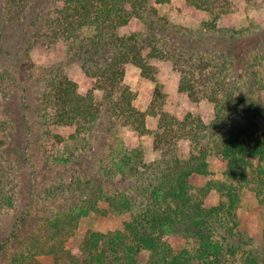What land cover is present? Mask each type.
I'll use <instances>...</instances> for the list:
<instances>
[{
    "label": "trees",
    "instance_id": "16d2710c",
    "mask_svg": "<svg viewBox=\"0 0 264 264\" xmlns=\"http://www.w3.org/2000/svg\"><path fill=\"white\" fill-rule=\"evenodd\" d=\"M170 1L61 0L45 14H36L40 0H3L0 4L1 30L29 21L35 28L29 30L31 36L62 40L67 54L94 78L92 87L81 93L78 82L60 67L38 68L46 77L39 105L45 123L73 129L68 137L55 135L68 149V156L59 160H78L85 150L106 148L97 163H91L89 170L77 169L78 174L64 186V192L75 199L43 209L6 264H47L43 258H51V264H224L228 255H240L241 264H264V248H244L249 240L238 229L237 214L243 189L254 191L264 202L260 124L264 99L259 90L263 85L253 68L264 62V36L263 45L253 52H237L233 46L212 53L202 48L203 37L209 33H219L233 43L257 33L252 27L218 25L231 9V0H185L211 13L213 20L203 22L196 31L175 25L172 39L159 36L154 30L158 22L155 4ZM133 18L146 25L145 31L120 33ZM152 58L173 61L180 73V92L215 104L211 122L192 112L179 117L165 109L166 93ZM128 64L155 83L147 109L136 105L137 94L125 82ZM148 116L157 119L154 129L148 127ZM3 124L0 133L8 128ZM120 125L131 126L141 137L152 135L160 156L145 162L142 146L131 149L119 136ZM184 140L190 142L189 155L181 151ZM9 145L10 140L0 134V148ZM210 155L226 162L224 178L196 187L192 177L210 173ZM24 180L22 170L1 150L0 221L17 209ZM212 189L226 198L209 206L205 196ZM27 211V216L32 215V203ZM91 212L128 213L130 219L123 228L88 231L74 251L67 243L81 218ZM20 222L13 229L16 238L23 231ZM171 235L186 242L175 248L169 241ZM143 252H148L146 261Z\"/></svg>",
    "mask_w": 264,
    "mask_h": 264
},
{
    "label": "rangeland",
    "instance_id": "374dc122",
    "mask_svg": "<svg viewBox=\"0 0 264 264\" xmlns=\"http://www.w3.org/2000/svg\"><path fill=\"white\" fill-rule=\"evenodd\" d=\"M156 1V0H152ZM3 0H0V4ZM231 9L218 20L220 27L247 28L252 27L257 33L244 35L242 41H230L219 33H209L203 37L202 48L221 52L233 46L237 52L254 50L263 45L264 36V0H231ZM61 4V0H40L36 14H45ZM158 16L155 33L166 35L169 39L174 36L175 25L191 27L195 31L202 27L203 22L213 20L208 11L197 9L185 0H171L169 3H156ZM25 19L18 25H5L0 29V123L6 125V131H1L3 138L10 140V145L3 150L6 158H10L22 170L24 177L22 199L17 209L10 212L3 221H0V264H6L17 248L26 232L39 214L46 209L69 203L75 199L69 192H64V186L70 183L78 170H89L91 163H97L100 156L106 152L105 147L93 151L85 150L80 158L62 162L59 158L68 156V149L61 144L55 135L68 137L73 129L45 123L44 112L40 109V97L46 87V77L39 67L49 69L55 65L60 67L70 78L77 81L81 93H86L94 83V78L88 76L80 66L79 61L67 54L63 41H50L42 37L35 38L29 33L35 28ZM28 33L25 34L26 27ZM39 24L37 25V27ZM146 29V25L138 18H133L129 24L119 29V32L130 33ZM30 30V31H29ZM166 30V31H165ZM197 36V32H195ZM254 38V42L253 39ZM242 42L241 45L239 43ZM226 48V49H225ZM250 51V52H253ZM156 68L158 81L162 83L166 93L165 109L179 117L192 112L209 123L215 118V104L208 99L193 100L186 93L179 91L180 73L170 59H150ZM263 85L259 90L264 99V62L253 67ZM140 68L133 64L127 65L125 82L136 92V105L140 109H147L155 90V83L141 76ZM261 97V96H260ZM147 124L154 129L157 119L148 116ZM260 124L264 132V119ZM119 136L131 148L142 146L145 162H151L160 156L154 148L153 136H139L129 125L119 126ZM180 148L183 154L189 155L191 145L189 141H182ZM109 151V150H107ZM5 161V160H4ZM2 160V163L4 164ZM6 162V161H5ZM226 162L216 155L209 156L208 174H195L192 182L196 187L205 186L210 180L224 178ZM223 195L212 189L206 196V205L218 204ZM33 205V213L27 216L29 205ZM102 204V203H101ZM105 206V204H102ZM238 229L245 233V249L255 246L264 248V202L260 201L255 192L250 189L241 191V201L237 209ZM20 216L28 217L21 221ZM19 219V220H18ZM130 219L128 213L98 215L91 212L81 218L78 228L67 245L77 251L86 233L93 231H108L124 227L125 220ZM17 221H21L23 231L19 237L13 236V229ZM18 224V223H17ZM170 243L178 248L186 241L184 238L171 235ZM145 261L148 252H143ZM51 264V258H43ZM224 264H241L240 255L226 257Z\"/></svg>",
    "mask_w": 264,
    "mask_h": 264
}]
</instances>
